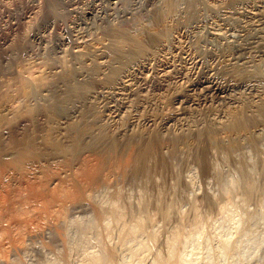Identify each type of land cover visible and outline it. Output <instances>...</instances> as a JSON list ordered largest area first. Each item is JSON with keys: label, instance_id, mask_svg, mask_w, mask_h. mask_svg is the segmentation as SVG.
Masks as SVG:
<instances>
[{"label": "bare ground", "instance_id": "bare-ground-1", "mask_svg": "<svg viewBox=\"0 0 264 264\" xmlns=\"http://www.w3.org/2000/svg\"><path fill=\"white\" fill-rule=\"evenodd\" d=\"M201 6L202 8L200 10L201 12L203 11L206 16L202 13V18H196V20L193 21V29H195V31L202 29L203 32L206 33L205 41L209 46L211 45L212 47L224 49V54H221L222 56L219 57V61L214 51H212V48L210 51L213 57L215 56L214 59H217L219 63L216 65H220L225 74L233 77L232 81L229 79L230 81L226 82L224 85L217 83L212 78V72L216 71L213 68H208L211 65L202 70L200 67V71H198L199 69L195 70L197 63L196 57L193 58L189 54H186L187 52L185 53L180 50L176 45H172L174 50L177 51L176 53L179 55V59L174 60L172 63H166L169 65L168 67L158 69L157 77L159 78V84H173L176 80L177 82L184 80L186 81V91L191 93L207 91L209 93H215L214 95L224 96L230 103L229 105H233L234 108H232L234 110L232 109L233 111L231 112H228L231 109L227 110L228 113L224 114V116L221 114L218 117L216 115V117L214 116L215 118L212 117L214 128L211 126V128H206L204 130V127H199L200 121L195 127L186 126V128L184 126L185 128H183V126H181L182 128L180 130L177 129L178 131L172 132L166 139L159 137L158 132L154 129L140 135L138 141L139 139L141 141L135 144V136L131 127L134 123L133 120L137 117L135 111L145 100L141 101V99L140 102H134L131 97L135 90L134 83L136 74H140L142 70H144V63L149 56L146 55L147 53L143 54L147 49H142L143 52H141L138 51L137 48H135L136 50L130 48L128 55L124 58L122 57L123 59L120 67L113 68V65H111L112 70L109 76L107 75V80L110 83L109 87H106L107 89L105 88L106 85L99 86L98 90L96 86V90L91 89L92 91L86 93L82 90H77L78 88L76 89L74 85L69 88L71 92L76 91L80 93L79 95L87 101L97 100L104 96V89H110L112 95L119 97V100L117 98L118 102L129 98L133 101L128 102V100L124 103H117V105L112 106L115 108V111L111 110V112L109 111L110 113L108 112L109 114H104L110 126L109 131L111 130V132H108L109 135H107L109 136V143L106 140L103 144L104 148L101 146L104 150L100 149L101 151L84 154L79 153L74 156L72 154V156L69 154L66 155L65 153L66 157L62 156V158L60 156L63 153L57 156L59 149L55 154L56 156H49L50 151L48 152L44 146H40L36 142V133L38 134L37 131L40 130V124H42V121L44 122L46 120L48 115L55 116L57 120L67 121L80 116L81 113L79 114L75 108L72 110L65 109L66 107L62 104L63 102L59 97H43L37 109H32V112L19 116L17 124L15 123L16 125L12 129L9 128L10 130L8 129L4 133H2V131L0 132V264H21L22 262H20L19 256L28 251L29 248L32 249L30 245L34 243L33 241L46 233L48 229H54V231L56 230L59 232L58 235L67 243L69 237H65L63 233L64 230H61V223H67V210L70 209L68 207L71 206V203L76 200L91 202L94 195L100 193V190L109 191L111 187H114L116 190L111 197L109 196L108 208L104 209L99 207L102 204L100 203V205L94 209L96 213L94 216L96 217L95 224L91 223L98 229V234L102 235V233H100L102 231L103 234L105 233L107 235V238L109 232L111 233V230H109L111 228L109 227L111 223L109 224L108 222L109 226L104 227H100L101 225L99 226V223H105L106 220L104 221V219L106 217H110L111 221L117 222L118 225L121 223L120 226L123 225V227L122 231H120L121 237L118 243H121L124 248H121V246H119L120 244L118 246L121 248V250L119 249L120 252L126 248L129 250V252L123 250L129 253V255L127 254L128 256L126 255L128 258L125 259V261L121 259L123 262L119 263L116 258V253L118 254V252H115L116 247H113L115 249L114 251L113 248L106 246L107 248L104 256L97 257L90 254V257H85L87 259L83 261V264H143V262L146 263L145 261H148L149 258L151 264H239V262L252 259V257L255 256L259 245H262L264 239V228L262 230L257 228L261 227L258 225H264V156H262L264 155V0H208L206 3L202 2ZM194 11L195 10H193V12ZM209 13L210 15L214 13V17L216 18L213 19L212 16V18H209ZM181 14L184 15L183 13ZM190 17L192 18V15ZM186 26L188 25L186 24ZM191 26L192 25H190V27ZM199 34L197 36H199ZM149 40L154 41V37H150ZM155 42L157 46H161L162 48L165 47V45H170L164 44L161 39L155 40ZM217 48L215 50H217ZM148 51L149 50H147V52ZM197 57L199 58V55ZM116 65L117 64H115V66ZM171 67L174 71L170 72L169 68ZM181 68L184 69L181 70ZM100 84L102 85V83ZM178 101L181 103L189 102V100L184 99H179ZM195 104L197 103H193L192 105L195 106ZM187 109L190 110V108ZM123 111L129 112L133 120H130L129 117L127 121H123ZM187 113L190 112L182 109L179 113L180 119L186 120L185 117L187 115L185 116V114ZM87 115L89 114H86V116ZM199 115L198 117L200 118L201 116ZM193 116V119H195L196 115L193 114ZM203 116L201 117L202 119ZM55 117L53 118L56 119ZM204 119L206 120V118ZM146 122L149 124L152 120L147 119ZM170 122L171 120L166 121L160 128L169 129ZM182 124L183 123H181V125ZM204 124L206 123L204 122ZM72 131H74L75 134L74 140H77L78 143H80L79 141L82 140V137L86 136L82 127L77 126ZM91 138H93V136ZM66 141L68 140L66 139ZM102 143L100 145H102ZM247 146L252 148L251 151L256 152L257 158L256 156L254 157L256 160L253 158V161H249L245 158V155L241 156L242 154L240 151ZM123 147L127 148L128 157L125 162L121 161L125 163V165L123 164V168L121 167L122 169L119 171L116 166L118 164L116 163H119L122 158L119 160L116 159L118 162H115V158L119 157L118 155H120V153H123V151H121L122 149H120ZM62 149L60 151H62ZM215 153H220L222 160L224 159V161H232V163H234L235 167L233 168L235 169L230 168L236 170V173L234 172L235 175H228L229 171H226L228 174L219 171L221 169L216 167L217 163L215 164V161L212 159ZM215 155L219 156L217 154ZM175 157L179 158L184 164L182 171L175 172V183L173 182L171 185L172 182L170 181L169 188L167 190L157 191V197L154 199L151 198L152 196L143 199V195L142 199L144 201L138 206V211L136 212L133 210L135 213L132 211L134 214L132 215L131 222L129 221V223H127V221L125 224H122L123 219L126 217L124 213L126 211H123L124 207L122 205L124 204H121L123 201H121V192L124 191L120 189L121 179L123 181L125 180L124 178L130 177L135 180L140 179L142 181V179H150L151 181V179L155 177V170L162 171L167 167L166 158H173L175 161ZM215 159H217V157H215ZM169 161L171 162V159ZM191 161L195 162V165H197L198 169L200 168L199 170H201V172H211L214 174L219 183L218 185L221 187V189H219V186V188L217 187L219 192L221 191V198L217 196L219 192L214 196L212 195L213 193L207 192V189L200 197L191 195L193 193L190 192L194 189L193 185L195 184L193 182L195 178H191L188 174L193 171L192 167L189 166V162ZM113 163L116 165L114 164V166H112ZM228 163H226V165ZM217 166L219 167V165ZM221 167L223 166L221 165ZM169 168L170 167H168V169ZM195 168H193L194 171L196 170ZM227 169H229V167ZM160 175L162 174L160 173ZM198 175L196 174V176ZM155 181L159 183V180ZM236 190H238L237 192H239L240 195H236ZM187 191H189L190 194ZM177 193H180L182 196L181 198L189 204L190 208H188V211H190V214L189 212L188 214H184L186 210L184 209V211L183 208V213L179 210L177 205H181L179 202L184 200H178L176 196ZM167 194L171 195L169 200L166 198V196H168ZM199 200L202 201L203 205L206 207L205 211L201 209L203 207H200L201 202L198 203ZM94 202L93 204L95 205ZM103 202L107 201L105 200ZM252 203H254V205L255 203L257 204L256 210L255 208H251L252 210L250 209ZM150 204H154L156 207L155 209L159 212L158 214L156 211V213L160 215L161 220H159L162 222L161 228L168 226L172 222L174 224L171 230L169 229L167 237L164 238L163 252L159 251V248L157 249V245L162 239L159 235L161 232L158 226L160 225H158V221L154 218L157 217L158 219V215H152L155 210L152 214L149 213L150 209L148 210V208ZM213 218H216V220L213 221ZM209 219L215 222L214 233L210 236H208L209 234L207 233L209 232V230H207V225L212 223ZM101 221H103V223H101ZM91 223H89L90 226ZM66 226H68V224ZM67 228L69 229L70 225ZM101 228L102 230H100ZM97 229H94L95 233H97ZM115 229L117 230V227ZM84 230L82 229V232H84ZM89 230H85L86 233H90ZM160 230L162 231V229ZM92 232L94 233V231ZM86 233L84 232L85 235ZM90 234L86 235V239L92 237V234L91 237H89ZM104 235H102V237ZM82 236L84 241L85 237L81 233V237ZM66 239L68 240L66 241ZM83 241H81L80 244ZM86 241L87 240H85V242ZM90 241H92V238ZM103 241L101 243L102 245ZM64 242L60 243L64 244ZM135 242L136 244H134ZM57 250L60 251L59 249ZM72 250H74V248H71V250L68 249L67 252L65 250V252L68 254V251L72 252ZM83 253L85 254V251ZM77 254H79L78 251ZM22 257L24 256L22 255L21 258ZM50 257L53 258L52 256ZM118 258L120 259L121 257L118 256ZM59 260V258H55L53 261L57 263ZM45 264H47V262H45Z\"/></svg>", "mask_w": 264, "mask_h": 264}, {"label": "rangeland", "instance_id": "rangeland-1", "mask_svg": "<svg viewBox=\"0 0 264 264\" xmlns=\"http://www.w3.org/2000/svg\"><path fill=\"white\" fill-rule=\"evenodd\" d=\"M206 1L208 0H201V1L200 0L199 1L198 0H154V1L153 0H0V132L2 131V133H4L9 128L12 129L17 124L19 116L25 115L28 112H32V109H37L38 106L41 104L43 97L48 98L51 96H55L57 98L59 97V99L61 98L63 102L62 104H64V106L66 107L65 109L72 110L75 108L77 109L79 114L81 113L80 116L72 118L71 120L69 119L67 121L65 120L63 121L60 119L57 120L55 116H49V115L47 116L44 122L42 121V124H40V130L37 131L38 134L36 133L37 139L35 138V140L40 146L41 145L44 146L48 152L49 151L51 152V154L49 152V156L51 157L56 156L55 154L58 151L59 152L57 156H60L59 154L63 153L60 157L62 156L66 157L65 153L66 155L69 154L70 156L72 155L74 156L79 153L84 154L89 152L91 153V152L101 151L100 150L102 149L101 146H103L104 148L103 145L104 142H106L107 140V142L109 143V136L107 135H109L108 132H111V130L109 131L110 126L107 123L108 122L107 117L104 114L105 113L109 114L111 110H114L115 108H113L112 106L117 105V103L119 104L124 103L125 101L128 100H129L128 102L130 101L140 102L141 99H142L141 101L145 100L143 101V104L140 107H138V109L135 111L137 113V117L134 120L131 119L129 112L123 111L122 113L123 121H127L130 117V120H133L134 122L131 128L135 136L134 138V143L136 142L135 144L141 141L140 139L138 141L140 135H142L146 131H152L154 129L156 132H158L159 137H161L162 139H166L172 134V132L180 130L182 128L181 126H183V128H185L186 126L195 127L196 125H198L200 121H201V123H199L200 128L204 127L203 128L204 130L206 128H211V126L214 128V124H212L213 118H215L216 116L218 117L221 114L222 116H224V114L234 110L233 105L232 104L229 105L230 103L224 96H220L217 94L216 96L214 95L215 93L213 92L209 93L207 91L200 93L188 92L186 91V81L184 80L179 82H177L176 80L173 84L168 83L166 85H160L159 78L157 77L158 69L163 67H168L169 65H167L166 63H172L174 60L179 59L178 57L179 55L176 53L177 51H175L173 47L174 45H176L183 52L185 53L187 52L186 54H189L193 58L196 57L197 63L195 66L196 68L195 70H198L200 67H201L200 69L202 70L204 68H207L209 65H211L212 67L209 66L208 68H213L216 71V72L214 71L212 72L213 73L212 78L217 83L224 85L226 84V82H229L230 80L232 81L233 77L225 74L220 65L219 66L216 65L219 61V57H221L224 54L223 52L224 49L222 48L223 49L222 50L221 48L212 47L211 45L209 46V44L205 41L206 33H204L202 29L196 31L195 29H193V25H194L193 21L196 20V18H200L201 16L203 17L204 13L203 11L201 12L200 10L202 8L201 3L202 2L206 3ZM193 10L195 11L193 12ZM195 12L196 13L198 12L197 14L200 16H198ZM181 13H183L184 15H182ZM191 15L192 18L190 17ZM204 16H206V14H204ZM211 16L213 17V19L216 18L214 17L215 16L214 13H211V15L209 13V18ZM188 19L190 20V22ZM186 24L188 26H186ZM190 25L192 26L190 27ZM198 34L199 36H197ZM150 37H154V41L152 40L151 41L155 44H153L149 40ZM158 39L159 40L161 39V41H163L164 44H170V45H165V47L163 48L161 46H157L155 40ZM130 48L132 50H136L135 48H137V50L141 52L147 49L149 51L147 52L146 50L143 52V54L147 53L146 55L149 57L147 61H145L144 63V70H142L143 73L141 72L142 74L141 73L140 74L137 73L138 75L136 74L135 83H134L135 90L132 94V97L134 98L131 97L133 101L129 98L127 100L118 102L117 98L118 100L120 98L112 95L111 90L109 88H108L109 90H106L107 89L106 87H109L110 84L107 79L110 74V71L112 70L111 65H113V68L120 67L122 64L121 63L122 59L126 55H128L129 53L128 51L130 50ZM211 48L212 51H214V54L216 55L218 61L217 59H214L215 56L213 57V55L211 54L210 51ZM216 48L217 50H215ZM209 54H211L212 56ZM198 55L199 58L197 57ZM115 64L117 65L115 66ZM172 67L169 68L170 72L174 71ZM183 69L181 68V70ZM200 69L198 71H200ZM100 83H102V85ZM72 85H74L76 89L78 88L77 90H82L83 92L86 93L92 90H96V86L98 90L99 86L106 85L105 86L106 89H104L105 95L98 98L97 100L95 99V100L87 101L84 100L83 97L79 95L80 93L76 91L74 92L70 91L69 88ZM221 97H223L224 99ZM179 99L189 100V102L181 103L180 101H178ZM193 103H197V104H195L194 106L192 105ZM187 108H190V110ZM182 109L190 112L185 114V116L187 115L185 117L186 120L180 119L179 113ZM227 110L229 111L227 112ZM191 113L196 115L197 118L195 116V119H193L194 116ZM82 114H84L85 117ZM86 114L89 115L86 116ZM198 115L201 117L204 115L203 119L201 117L199 118ZM53 117H55L56 119H54ZM204 118H206V120ZM147 119L152 120V122L147 124L146 122ZM168 120H171V122L169 123V129H163V128L161 129L160 127L163 126V123H165ZM202 121H204L206 124H204V122ZM207 122L210 125H208ZM76 123L79 125H77ZM181 123L183 124L181 125ZM77 126L82 127L83 132H85L86 134V136L84 134L85 137H82V140L79 141L81 144L78 143L77 140H74L75 134L74 131L72 130ZM87 134H89L90 136ZM92 136L93 138L96 139L91 138ZM70 137H72L73 139ZM66 139L68 141H66ZM101 143L102 145H100ZM250 148L251 147L248 146L242 148L240 153L242 154L241 156L245 155V158L248 159L249 161L251 160L253 161V158L256 156L255 154L256 152L251 151L252 148L251 149ZM61 149L62 151H60ZM75 149L77 152L75 151ZM94 149H98V150H94ZM120 149H122L121 151H123V153H120V155H118L119 157L115 158V160L116 159L119 160L120 158L122 159H120L119 163H116L118 165H116L115 163L112 164V166H114L115 164L119 169V171H121V169L125 165V163L123 162H125L128 157L126 151L127 148L123 147ZM215 154L219 156H216ZM215 154L214 156H212V159L213 161H215V164L217 163L216 167L218 169L219 168L221 169L219 171L222 173L225 172L224 174H226L229 171L228 172L229 174L227 173L228 175L230 174L235 175L236 170H233L235 169L233 168L235 167L234 163H232V161L230 162V161H224V159L222 160L220 153L219 154L215 153ZM215 157H217V159H215ZM175 158H174L175 161L173 160V158H166L167 167L162 171L155 170L154 172L156 173L154 175L156 178L154 177L153 179H151L152 182L150 181V179H146V180L142 179L141 181L140 179L135 180V179H131L130 177L124 178L125 179L123 180L124 182L121 179L120 189L121 191L124 190L123 192H121L122 193L121 201L123 200L121 204L123 203L124 205L122 206L126 208V209L123 208V211L124 210L126 211L124 212L125 216L128 217L129 215L130 217V218L125 217L122 221V224H125L127 221H128L127 223H129V221L131 222L132 215L135 213L134 211L136 212L138 211L139 209L138 206H140V204L144 201L143 199H147L146 197L148 196L149 197L152 196L151 198L154 199L157 197L159 190H167L171 182H172L171 185L173 184V182L175 183L176 181L175 172L182 171V168L184 167L183 162L179 158L177 157ZM256 158H254V160H256ZM170 159L171 162L169 161ZM118 160H116L115 162H118ZM226 163H228L227 165L229 164L231 165L227 166ZM217 165H219V167ZM221 165L223 167H221ZM189 166L192 167L193 171L188 174L189 176H191V178H195L193 179V182L195 184L193 185L194 189H192V191L190 192L193 193L191 195L200 197L202 194L205 193L207 189V192L211 194L213 193L212 195L216 196L219 192V189H221V187L220 185H218L219 183L215 178L214 174L211 172H207V173L201 172V170H199L200 168L198 169L197 165H195V162L192 161L189 162ZM168 167L170 168L168 169ZM228 167L229 169H227ZM230 167L233 169H231ZM193 168H195L196 170L194 171ZM160 173L162 175H160ZM196 174L199 175L196 176ZM208 178L211 179L209 180ZM138 180H140L141 182ZM155 180H159V183L158 181L156 183ZM147 181L150 183H148ZM157 184L160 186H158ZM111 188L109 189V191L106 190L108 192H106L105 190L104 191L100 190L99 191L100 193L94 195L91 202L88 201L81 202V200L78 201L76 200L73 203H71V206L68 207L70 209L67 210L68 211L67 212L68 219H66L67 223L65 222L61 223V230L62 231L64 230L63 233L65 234L66 238L69 237L68 238L69 240L66 239V241L68 240L67 243H65L64 240L61 239L62 237L58 235L59 232H57L56 230L54 231V229L53 230L48 229L46 230V233L43 234L45 237L43 235H42L43 237L42 236L37 237L33 241L34 243H32L34 247L30 245L32 249L29 248V250L26 251L27 253L25 252L22 254L24 256L22 257L24 260L21 258L22 255L19 256L20 262H22L21 264H45V262H47V264L49 263L66 264V262L67 264H83V261L87 259L85 258L86 256L89 257L91 255L97 257L104 256L107 247L110 248L116 247L115 248L116 251L114 248L113 250L115 252H118L119 254L118 255L116 253L117 255L116 258L118 259V262L121 263L125 261V259L128 258L126 257V255L127 254L129 255L128 253L129 250L126 248L123 250H127L128 252L123 250L120 252L121 248L124 247L121 245V243H118L120 241V237H121L120 231H122L123 225L120 226L121 223L118 225V223L116 222L117 223L116 224L113 220L112 222L110 217L108 218L106 217L104 219V221L106 220L105 223L101 221V223L105 225L99 223V226L101 225L100 227L109 226V224L111 223V225L109 226L111 227L109 229L111 230V233L109 232L108 238L105 233L104 234L106 236L103 234L102 231L101 232L99 231L100 233H102V235L105 236V237L103 236L104 237L103 238L102 235L98 234V229L94 227L95 224L94 222L96 220V217H94L96 215L94 209L97 208L98 205H100V203L102 204L99 207L104 209L108 208L109 198L116 190L114 187ZM237 191L238 190H236V192ZM187 192L189 193V191ZM181 194L177 193L176 196L178 200H184L181 198L182 197ZM167 195L168 196H166V198L167 200H169L171 195L169 194ZM236 195L238 196L240 195V193L237 192ZM217 196L221 198L220 197L221 191ZM105 200L107 202H103ZM92 201L93 202L95 201L94 202L95 205L93 204ZM75 203H77L78 205ZM179 203L181 204V205H177L179 207V210H181L182 213L186 210L184 214L186 213L188 214V212L190 214V211H188V208H190L189 204L185 202V200L180 201ZM198 203H200L201 205L200 207H203L201 209L205 211L206 207L203 205L202 201L199 200ZM102 205H104L105 207ZM153 205L150 204L151 207L149 206L148 208V210L150 209L149 213L152 214L153 211L155 210L154 214L152 215L157 216L159 212L157 209H155L156 208L155 205L154 206ZM251 205L252 206H250V209L255 208L256 210L257 204L255 203L254 205V203H252ZM182 208L183 210L184 209L185 210L183 211ZM156 211L158 212V214L156 213ZM154 218L156 221H158L157 222L158 225H160L158 226L159 231L161 232V233L159 232L160 233L159 235L163 239V240L161 239L160 243H158L157 249L159 248L158 250L163 252L164 238L167 237L169 229L171 230L174 224L172 222L168 226L161 228L162 222L160 221L161 220L160 215H158V219L157 217ZM209 220L212 223L207 225V230H209V232H207L209 234V235L207 234L208 236L214 233L215 222L213 221H215L216 218L215 219L213 218V221L211 219ZM79 222L83 225H81ZM91 222L94 224H92ZM89 223H91V226L89 225ZM67 224L68 226H66ZM69 225L70 228L68 229L67 227H69ZM262 225H258L261 227H257V228H260L262 230L264 228L263 227L264 225L263 226ZM63 226L66 229H64ZM84 227L85 230L90 229L89 231L92 234V237L88 231H87L88 233H86ZM116 227L117 230L119 231L115 229ZM82 229L84 230L86 235L90 234V236L89 235L88 236L92 238V241H90L91 238L86 239V235L84 234V232H82ZM94 229L95 230L97 229V233H95ZM160 229H162V231ZM100 230H102V228ZM92 231H94L95 234ZM81 233L84 235L85 237L84 239L87 240L88 242L87 241L85 242V240L83 241L82 239L83 236L81 237ZM79 240L83 242L80 244L81 241ZM101 240L103 241V245L101 244L102 243ZM69 241L72 242L70 243ZM60 242L62 243L64 242V244H61ZM104 242L105 243L107 242L106 245ZM69 244L71 247L69 246ZM116 244L117 246L120 244L119 246H121V248L119 246L117 247ZM134 244H136V242ZM56 248L59 249L60 251H58ZM71 248L72 249L74 248V250H72V252L68 251L67 254L66 253L67 250L68 249L71 250ZM87 250H89L90 252ZM77 251L79 252V254H77ZM84 251L85 254L83 253ZM53 254L55 255V257ZM50 256H52L53 258H51ZM59 256L62 257L64 256L63 258L65 262L63 261V258ZM66 256L67 258L65 259ZM118 256L121 258L119 259ZM55 258L60 259L58 261L59 263L58 262L55 263V261H53L55 260ZM121 259L124 260L122 261ZM145 262L146 263L143 262V264H151L150 258L148 259V261L146 260ZM239 264H264V239L262 241V245L261 244L259 245L255 256H253L252 259L239 262Z\"/></svg>", "mask_w": 264, "mask_h": 264}]
</instances>
